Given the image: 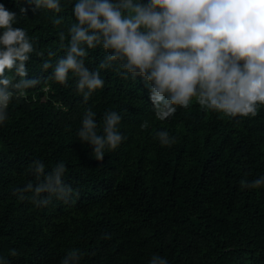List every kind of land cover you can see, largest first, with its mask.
Segmentation results:
<instances>
[{"label":"trees","instance_id":"16d2710c","mask_svg":"<svg viewBox=\"0 0 264 264\" xmlns=\"http://www.w3.org/2000/svg\"><path fill=\"white\" fill-rule=\"evenodd\" d=\"M0 3L17 14L14 27L27 31L43 59L52 51L55 64L65 54L58 33L74 21L75 0H61V13L34 14L29 0ZM54 16L63 25H54ZM105 55L89 50L86 66L96 70ZM41 65L32 54L29 78L51 73ZM101 77L104 87L86 104L71 75L67 85L42 80L10 104L0 126V256L10 264H60L77 248L86 253L80 264H149L153 255L169 264H264V186L240 184L264 176V105L255 117L230 118L193 98L187 110L160 121L139 77L122 79L115 67ZM89 108L100 134L106 112L122 117L127 140L103 161L77 135ZM145 120L150 127L142 130ZM163 130L177 137L171 147L156 138ZM35 160L46 171L63 161L65 182L79 197H53L46 207L20 200L19 189L35 183Z\"/></svg>","mask_w":264,"mask_h":264},{"label":"clouds","instance_id":"9594fccd","mask_svg":"<svg viewBox=\"0 0 264 264\" xmlns=\"http://www.w3.org/2000/svg\"><path fill=\"white\" fill-rule=\"evenodd\" d=\"M33 13L47 9L63 11L61 0H29ZM26 12L27 9H21ZM74 21L58 33L64 55L55 64L56 54L37 51L33 38L14 27L17 14L0 3V126L8 120V108L26 90L42 80L67 85L70 75L86 104L104 87L102 69H112L122 79L139 77L149 91L155 117L165 121L178 108L187 110L195 98L202 109L230 118L255 117L264 105V0H75ZM56 26L62 17H53ZM67 41V42H66ZM102 48L106 55L96 70L86 66L89 50ZM32 54L42 59L46 77L29 78L27 64ZM122 117L106 112L102 134L96 113L87 109L78 137L89 144L93 156L103 161L106 151H115L127 140L119 130ZM150 127L145 120L141 129ZM162 146L171 147L177 137L157 131ZM35 183L29 181L18 191L20 200L37 207L48 206L55 197L65 203L79 197V191L65 182L66 164L58 162L51 171L35 160L29 166ZM249 190L264 186V176L240 181ZM28 194V195H26ZM11 255H17L11 250ZM86 253L69 250L60 264H80ZM0 264H10L0 256ZM149 264H169L153 255Z\"/></svg>","mask_w":264,"mask_h":264}]
</instances>
